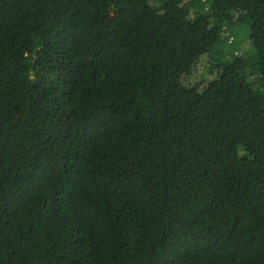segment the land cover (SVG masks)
I'll return each mask as SVG.
<instances>
[{"label": "trees", "instance_id": "trees-1", "mask_svg": "<svg viewBox=\"0 0 264 264\" xmlns=\"http://www.w3.org/2000/svg\"><path fill=\"white\" fill-rule=\"evenodd\" d=\"M0 264H264V0H0Z\"/></svg>", "mask_w": 264, "mask_h": 264}, {"label": "rangeland", "instance_id": "rangeland-1", "mask_svg": "<svg viewBox=\"0 0 264 264\" xmlns=\"http://www.w3.org/2000/svg\"><path fill=\"white\" fill-rule=\"evenodd\" d=\"M208 8H212V11H216V9H217L216 4H211L210 7H208ZM231 33L233 34L232 37L234 38V41L232 40V37H230ZM231 33L227 32L223 35L224 38H228V40H229L228 44H232V46L226 45V46L221 47L222 54H219L218 56H216L214 58L217 65H220L223 62L232 58L233 53L231 52V48H232V51L235 48V54L237 56H240V57L241 56L246 57L245 54L250 49L251 40L248 36L245 35L246 33L248 35H250L249 29L247 30V29H245V27H235L231 31ZM232 42L233 43L235 42L234 48H233ZM236 48L238 49V51ZM180 63L184 67V70H188L190 68V65L192 64V59L189 56H185L181 59ZM193 72L194 73L192 74V76L194 78H201L202 77L207 82L210 80H213L216 76V74L212 70L208 71L207 69H205L202 72V68H200V66L197 67L196 70ZM183 83L185 84L184 85L185 87H177V89L175 91V99H177L180 95L184 94L186 92L187 88L190 86L189 80H185Z\"/></svg>", "mask_w": 264, "mask_h": 264}]
</instances>
